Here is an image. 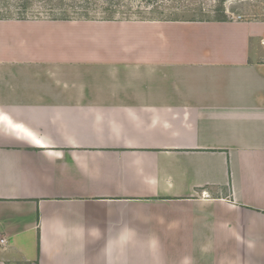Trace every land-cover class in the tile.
<instances>
[{
  "label": "crops",
  "instance_id": "obj_1",
  "mask_svg": "<svg viewBox=\"0 0 264 264\" xmlns=\"http://www.w3.org/2000/svg\"><path fill=\"white\" fill-rule=\"evenodd\" d=\"M0 264H264V20L0 19Z\"/></svg>",
  "mask_w": 264,
  "mask_h": 264
},
{
  "label": "rangeland",
  "instance_id": "obj_2",
  "mask_svg": "<svg viewBox=\"0 0 264 264\" xmlns=\"http://www.w3.org/2000/svg\"><path fill=\"white\" fill-rule=\"evenodd\" d=\"M24 7L30 17H45L36 12L53 10L73 19L264 20V0H0V19L19 18Z\"/></svg>",
  "mask_w": 264,
  "mask_h": 264
},
{
  "label": "trees",
  "instance_id": "obj_3",
  "mask_svg": "<svg viewBox=\"0 0 264 264\" xmlns=\"http://www.w3.org/2000/svg\"><path fill=\"white\" fill-rule=\"evenodd\" d=\"M27 9L28 8L24 7L23 8V12L21 14V17L16 18V19L17 20H29V19H39V20L40 19H48V20H102V21H113V20H116V19H113L112 17H106V18H102V19H90V18H88L89 17L88 15L85 18L79 17L77 19H75V18L73 19L65 11L58 12V14L56 15L55 13H57V12H54L53 10H47V11L42 12V13L41 12H36L39 15H43L45 17H39V16L38 17L37 16L30 17V16L25 15ZM111 13L112 12H108V14H111Z\"/></svg>",
  "mask_w": 264,
  "mask_h": 264
},
{
  "label": "built area",
  "instance_id": "obj_4",
  "mask_svg": "<svg viewBox=\"0 0 264 264\" xmlns=\"http://www.w3.org/2000/svg\"><path fill=\"white\" fill-rule=\"evenodd\" d=\"M236 19L238 20V19H240V17H236Z\"/></svg>",
  "mask_w": 264,
  "mask_h": 264
}]
</instances>
